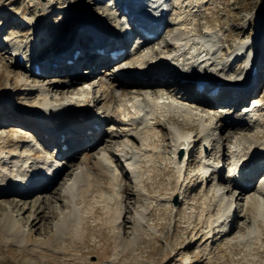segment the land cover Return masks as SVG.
Wrapping results in <instances>:
<instances>
[{
	"label": "rangeland",
	"instance_id": "obj_1",
	"mask_svg": "<svg viewBox=\"0 0 264 264\" xmlns=\"http://www.w3.org/2000/svg\"><path fill=\"white\" fill-rule=\"evenodd\" d=\"M64 1L0 0V102L5 103L9 109L8 112L11 114H15L21 108L37 107L40 99L47 100V103L54 107H63L67 100L74 102L75 97L83 95L90 97L94 102L92 113L99 115L98 113L103 109L100 107L101 104L97 103L100 99L99 93L101 90L97 86V78L86 75L85 78L80 77V80H71L68 71L61 77L60 70L58 71L57 67L53 73L36 75L38 77L36 78L31 75L29 69H25L27 67L25 62L17 65L12 64L13 59L11 60V56L3 53V51L8 50L6 42H16L23 50L31 48V34L38 25L35 22L37 19L38 26L43 29V34H46L45 38L51 41L47 46L55 48V40L64 34L67 29H70L73 21L75 23L74 13L76 8L80 6L86 8L85 13L87 12V14L90 8V15L96 13L98 17H95L98 20L104 19L105 16L107 24H117L120 21L116 19L112 11H107V5L103 2L91 3L92 0ZM198 1L199 4L197 5ZM101 10H106L108 15L106 11L101 13ZM168 10L169 18H173L177 12L186 14L189 38L196 42L197 47L200 46L199 39L203 38L207 31L209 32V36L206 38L213 51L209 56L210 60H212L215 67L216 64L226 63L222 72L227 75L236 74L238 66L232 63L231 60L242 46H247L248 52L252 53V57L258 59L262 56L259 51L264 46V0H170ZM81 22L84 24L89 23L85 20ZM178 27L179 24H170L167 32L160 35L157 43H154L153 48H158V50L153 52L152 48L146 49L148 51L152 50L149 55L153 57L157 54L167 55L169 52L171 53L170 47L168 50L161 47V41L167 33L172 34L174 31H178ZM62 46L63 44L57 50L61 49ZM43 54L44 48L38 51L39 56ZM185 56V60L179 59L177 61L178 66H186V61L192 60L189 52H186ZM25 57L30 56L25 54ZM173 62H176V60H173ZM98 73L99 76L104 75L110 80L112 78V74L107 68L101 69ZM23 77H25V83L28 84V89H24L25 86L21 85L20 80ZM62 81H75L76 83H71L72 87L65 89L63 87L65 83ZM133 88H141L143 93L140 96L149 101L169 99L178 104H181L182 101L184 106H181L182 109L179 110H189L188 112L192 114L189 116L172 114L168 113L165 108H160L155 112L154 117L151 119L154 132L152 139L148 140L147 138L142 142L146 143L148 141L150 144L148 148H152L150 167L141 166L138 178H135L126 163H122V166L119 165L120 183L125 187L128 197L119 206H117V203H113V200L111 202L107 200L104 204L105 208L101 201L102 198L96 194L91 206L84 208L78 200L79 195H76L73 199L72 197L64 198L58 194L59 187L72 172L82 171L87 173L88 177L94 174L95 177L93 178L101 180L96 170L91 171L89 167L95 162L97 155L101 156L105 152V155L109 156L107 155L109 150H114L116 143L124 142L134 151L140 147V140L134 134L124 136L123 127L115 123L114 117L113 120L107 118L113 115L112 112L105 113L103 111L99 115V118L104 120L102 130H100V133L98 132V137L96 136L99 147L95 149L94 147L91 149L87 147L85 149V154L89 150L91 153L88 160L84 161L85 154L83 151L76 160L70 162L63 160L66 163V170L60 176V181L52 190V193L45 195L46 193L42 194L39 190H34L32 194L30 193L31 195L22 196L15 194V190L12 188L6 193L0 191V217L4 213H9L24 232L23 234L29 236L28 240L32 243H26L25 245L10 239L3 242L0 238V264H244V257L249 258L250 256H244L242 245H238L236 242L240 240L242 243L243 240L247 239L245 237L253 235L255 236L252 239L254 249L251 256L255 258V264H264V217L254 219L257 215L256 208L251 204H246L248 193H253L252 195L257 193L260 188L259 185H256L250 191L239 194L236 198L231 196L234 193L231 190L225 193L220 188L224 199L235 203L236 210L231 220L234 229L229 237H223L222 235L219 238L217 234H220V229L218 228L215 231H218V233L212 235L211 239L204 236L198 238V234H204V231H206V221L210 215L216 217L219 214L216 197L212 195V190H207L202 194L199 192L198 182L201 178L196 153L198 146L195 147L196 154L191 157L190 166L186 169L188 173L185 174L184 172V175H186L183 177L184 189L181 193L177 192L176 189V171L170 163L172 132L195 131L202 133L200 126L203 120L209 125L205 129L207 131L213 124L214 117H218L215 110L199 113L197 110L198 100H186V96L183 95V91L186 89H182L178 93L179 89L173 84L153 87L132 85L128 88V92H123L121 97L116 99L113 106L130 104ZM72 89L74 90L72 91ZM129 89L132 90L129 92ZM258 100L264 102V79L253 96L250 97L249 105ZM255 112L259 111L255 110ZM173 115L176 117H173ZM234 116H240V113L238 112ZM9 118L11 117L7 115V120H0V137L4 139L19 138L25 140V142L29 141L31 144H39L32 136L31 131L17 125L14 119L8 121ZM247 120L248 125L223 128L220 134L224 150L220 153L212 150L211 153L217 158L218 156L222 159L230 157L228 146L230 141L237 137H242L248 144L252 142L250 138L264 142V115L261 119L247 116ZM112 127L114 128L111 129ZM139 128H141V125H137L136 128H133V131L139 132ZM108 133L113 135H108ZM210 137L214 140L213 144L216 148L219 136L210 135ZM67 141L70 144L69 140ZM0 150L4 151V156L0 157V178L2 174L8 175L9 173L11 176L14 174L18 176L13 177L14 181L19 180L20 177H24L26 180V177L22 176L24 174L22 169L18 166L24 158L25 147L17 149L14 145L0 143ZM243 150L247 151L246 148ZM8 152L13 155L10 156L7 154ZM15 155H21L17 165H14L16 164ZM110 161H112V158ZM37 164L31 162L30 165L34 167ZM21 173L23 174L21 175ZM196 173L198 174L197 179L193 177ZM22 184L24 185L21 186L26 188L24 181ZM136 187H138L140 195H136ZM49 202L52 203L51 206L47 205ZM108 209H112V211L117 209L119 215L124 216L123 222L120 223L118 219L109 221L105 212L106 210L109 211ZM207 209L210 210V215L207 213ZM73 211H76L79 215L75 237L73 236V239L70 240L68 239L69 235H62L61 240L49 242L53 234L52 226ZM37 215L41 217L38 218ZM229 219L231 218L229 217ZM248 229H250L249 232L255 231L256 233L247 234ZM136 232L139 234V239L132 250L129 252L119 251L118 256L115 257L114 247L117 241L120 239L129 240L134 237ZM210 240L211 242H209ZM79 251L82 252V255Z\"/></svg>",
	"mask_w": 264,
	"mask_h": 264
},
{
	"label": "bare ground",
	"instance_id": "obj_2",
	"mask_svg": "<svg viewBox=\"0 0 264 264\" xmlns=\"http://www.w3.org/2000/svg\"><path fill=\"white\" fill-rule=\"evenodd\" d=\"M176 4L178 5V3H176ZM198 4H199V1L197 2V5ZM85 10H86V8H84L83 6L76 8L75 13H74L75 18H76L75 23H73L74 22L73 21L71 26H70L69 31H67V33L69 32L68 34H70L71 36H69L67 38L68 34L65 32L64 34H62L60 37H58L55 40L56 46L58 43H60V45L63 44L62 47L67 48L69 46V44L71 43V39H73V38L77 42L79 40H82V42L87 41L85 39V37L83 36L85 33L84 25L87 23L84 24L81 21H84V20L88 21L90 24L89 26L94 25V26L98 27V24L100 23L101 19L98 20L95 17V16H97L96 13L94 15H90V11H91L90 8H89L88 14H87V12L85 13ZM71 13H70V15H71ZM78 19H80V20H78ZM187 20H188V18L186 16V14H183L182 12H177L173 18H169L170 23L179 24V27L177 28L178 31H174V33L171 35L172 36L171 40L173 43V45L171 47L172 52H173L172 55L177 56V55L181 54L180 57L183 59L185 53L189 52L192 56L191 57L192 62H190V64H189L190 66H193L192 63L207 62L210 57H208L206 55H210V51H211V47L208 45V42H207L208 39L206 38L207 36H209V32L207 31L206 32L207 34L205 33L204 37L199 39L198 43H200V46L197 47L196 42L192 41L189 38V34H188L189 30H188ZM35 22H37L39 25L38 19L35 20ZM76 22H78V23H76ZM38 25L33 30V32H32L33 34H31L32 35L31 36L32 43H34L35 47H41L43 44L51 43V41L47 40L46 38L45 39L39 38L40 34L44 35L45 33L43 34V29H40V26H38ZM92 28H93V26L91 27V29ZM65 38L67 40L62 41ZM33 40H35V42H33ZM63 42H65V43H63ZM6 43L8 46V48H7L8 50L5 52L3 51V53L9 54V56H11V60L13 59L11 62L15 63V54L19 49L21 50V47L16 42H6ZM79 45L81 48L80 49L81 55L77 56L74 60H72V62H71L72 64H75V63L79 64V63H82L84 61V59L82 57V54L84 53V51H83V45L84 44H79ZM262 48L263 49L261 51H263V53H264V46ZM150 51H152V50L148 51L145 49L143 51H140V55L137 56L140 58V59H138L137 64L139 66L145 64V65H148L149 67H153L151 69V71H149L150 75L153 73L157 76H161L162 74H166L165 72H162L161 69H159L157 67L158 66L157 63L158 64H164L166 61L170 62V60H175V59L173 57L171 58L170 55H162V54H159L158 58L156 56L152 57V55H149ZM202 51L205 52L204 55H202V53H203ZM153 52H155V51L153 50ZM48 54L45 53L42 56L38 57L39 59H42V60H40L39 66L43 72L53 73L54 71H56V67L58 68L57 69L58 71L60 70V72H64L65 70L66 71L68 70V67H71L70 65L68 66L67 64L62 63L63 60H59L58 62L55 61V59H57L58 56L57 57L56 56L55 57L54 56L49 57ZM23 56H24V54H23ZM148 56H149V60H146L145 58ZM203 56H205V57H203ZM62 58H65L64 54L62 55ZM145 60H146V62H145ZM153 63H155V64H153ZM52 64H53V66H52ZM202 64H204V63H202ZM155 65H157V66H155ZM167 66H169L168 62H167ZM223 68H224V66H222V68L217 69V70L214 68L215 70H212L210 72V74H213L216 77H219V76L223 77V75L220 74V71L224 70ZM257 68H258L259 73L262 74L263 71L260 70V65ZM86 69L88 70V67H86L85 70ZM204 70H207V69H204ZM75 73L77 74V72H75ZM31 75H33V74H31ZM36 75L37 74H34V77H36ZM80 77H78L76 80H78ZM24 78L25 77H23L22 80H20L21 85L25 86L24 89H28L29 88L28 84L25 83L26 81ZM36 78H38V77H36ZM95 78H97V81H98L97 86H99L101 88L100 93H99L100 99L97 103L101 104L100 107L104 109L105 113L112 112L113 115H110L107 118L113 120V117H114L115 123L117 125H119L120 127H123L122 130L124 131V136H132L134 134V136L140 140V143H139L140 147L138 148V150L133 151L128 144H126L124 142H118V143H116L114 150H112V149L109 150V153L107 154L109 156H106L105 152H103L104 154H101V156L97 155L99 157L96 156V159L94 162L95 165L93 163L92 166L89 167V170H91V171L96 170L97 175H99V178H101V180L100 179L96 180L95 178H93V177H95L94 174L92 176L88 177L87 173H84L82 171L74 172V173L72 172V174H70L66 178L67 180H71V181H70L69 185L67 184L68 185L67 186V192L69 195H67L64 198L72 197L74 199V197L76 195H79L78 200L80 203H82L84 208L87 206H91V202L93 201V198L96 194L99 195L98 197L102 198L101 201L103 202V206L107 202V200H108V202L109 201L111 202L113 200V203H117V206H119L120 203H123V201H125L127 195H126L125 187L120 183V177H119V172H118V170L120 169L119 165L121 164V166H122V163H126L129 166L131 174L135 178H138V175L140 173L139 170L141 169V166L144 165L146 167H150V162L152 160V156H151L152 155V151H151L152 148L151 149L148 148L150 146L148 141H146L147 144L142 143V142H143V140L144 141L147 140V138H148V140L152 139L154 132H153V125L151 124V119L154 117V114L158 109L165 108V110L167 112L168 111H173L175 113L180 112V113L184 114V116H186V115L189 116L190 114H192V113L188 112L189 110L188 111L179 110V109H181L180 105L173 103V102L169 103V102H166L165 100H154V101H149L146 99L140 100V97H138V96L143 93V90L142 89L139 90L137 88H135V90L140 91V94L137 96L134 94V93H136V91L133 92V95H131V97H130V100H131L130 104H122V105H118V106L114 107L113 104L116 101V99L120 98L121 94L123 92L127 91L126 86L119 84L118 80L116 79V75H114V77L112 76L111 80H110V78H107L104 75L99 76V74L96 75ZM224 78H225V76H224ZM224 81H226V79H224ZM251 81L252 80H250L248 83H246L244 85L243 90L241 88L242 92L240 91V94L244 93V95H243L244 97L242 96L243 101L245 99H247V98H245L249 94L248 90H247V84L251 85V83H250ZM169 82H170L169 80H162L160 82H158V81L148 82V84H149L148 87L176 83L175 81H173V83H169ZM67 84L68 83H65V85H63V87L65 89H69L70 87H72L71 83L69 85H67ZM143 85H146V84H143ZM230 85H233L232 82L230 83ZM176 86H180V85H176ZM189 87H191V86H189ZM189 87L184 86V88H186V89H188ZM232 88H233V91H235L234 90L235 87L233 86ZM73 90L74 89H72V91ZM249 97H251V96H249ZM227 98H228L227 100H230V98H232L230 100V102H233L236 100L237 97H227ZM73 100H75V101L73 102L71 100V102H70V100L69 101L67 100V103H64L63 107H54L52 105H48L47 100L40 99V101L37 103L38 104L37 107H34V108L29 107L30 109L29 108H24V109L21 108L15 113L16 115L8 112L9 109L6 107L5 103L0 102V109H1L0 110V120L1 121L3 119L7 120V115H8L11 117V118H9L10 120H8V121H11V120L13 121V119H14L17 122V125L18 124L22 125L24 123L23 121H25V125L26 124L30 125L33 122V120H35L39 115H41V112L39 111V109H43L46 111L50 110L48 113L50 116V119L52 117L58 118V120H61L63 118V120H65V121L63 122L62 126H59V131H57L55 133H50V132L43 133L42 134L43 136L41 137V139L44 142L51 140L53 138V136L56 137L57 133L63 132V134L65 133L64 134L65 144H67V142H68L67 140L71 139V136H74V138L77 137L79 139L82 138V139H86L89 141L95 140L96 142H94V146H93L95 149V148L99 147V145H97L99 143H98V140H96V136L98 137L97 134H98V132L99 133L101 132L100 131L101 129H99L98 131L92 132L89 136L80 135V134L75 133V128H77L79 126L76 124H74V126H73L74 122H72V120H70L71 116L74 115V113L76 112L72 109H76V107H80V106L81 107L87 106V108H88L91 106L90 104H92V103L94 104V102H92V99H90V97H88V96L85 97L84 95L75 97ZM211 100H212V102H216L217 99H216V97H213ZM162 101H164V102H162ZM253 102H255V103L248 106L247 112L245 114H242L241 116L225 115L224 117H229L228 120H230V121L226 120V118H223V119L217 118L215 123L212 124L211 130H209L210 129V127H209V129H207V131H206L205 129L208 128L209 125L206 124L204 122V120L201 122L202 124L200 126V129L209 135V136L207 135L205 138L206 142L208 141V139H212V137L210 138V135H218L219 141H217L218 145L216 148L213 144L214 140H212L211 148H210V144H207L208 148H210L208 150V152L206 153L207 156H203V157L198 156V162H199L198 167H199L200 178H201V181L199 184H201V182H202V186H201L199 192H201V194H202V193L206 192L207 190H209V191L212 190L211 191L212 195H214L216 197V205L218 206V213L219 214L216 215V217H212L210 215L211 214L210 210L207 209V213H209V215H210V217L206 221V228L207 229H206V231H204V234L203 233L198 234V238L201 236L202 237L204 236L207 239L208 238L211 239L212 235H214L215 233H218V231L215 232L218 228L220 229V231H222V232H220V234H217L219 236V238H221L222 235H223V237H229L230 234L232 233V230L234 229V226H233V228L231 227V225H232L231 220H232V215L234 214V212L236 210L235 205H234L235 203H231L230 200H225L224 196L222 195L223 193L221 194V192H220V188H222L221 189L222 191H224L225 193H228L230 188L227 186V184L223 181H220L219 178H214V177H211V175H210L211 170L216 169L218 167L217 163L213 161V159L215 160L217 157L215 155H213L211 153V151L215 150V151H218L220 153L224 150V145H223V142L221 141L222 136L220 134V131L223 128L226 129L227 126L229 128V127H234L237 125H239V126L240 125H248V120L246 121L247 116H250V118L252 117L254 119L255 118L261 119L262 115H264V110H263L264 109L263 108L264 102H261L260 100L253 101ZM145 108H148V112H144ZM82 109L85 110L84 107ZM28 110L30 111V113H28L29 112ZM255 110H258L260 113L259 112L256 113ZM32 113H37V114L33 115ZM26 117H28V118L26 119ZM64 118H66V119H64ZM219 121H221V122L218 123ZM99 122H100V124H102L104 122V120L102 119ZM157 123H158V121H157ZM199 124H200V122H199ZM133 125H141V128H139L140 129L139 132L133 131ZM113 128L114 127H112L111 129H113ZM66 131H71V133L66 132ZM105 132H107V131H105ZM126 132H128V133H126ZM68 133L70 135L71 134H73V135H71L70 137H66V135ZM83 134H84V132H83ZM191 134H192V131H187L185 133L184 132H181V133L173 132L172 136H171V141L174 142L177 137H189V138H191L190 137ZM108 135L112 136L113 134L108 133ZM0 138H1L0 143H5L8 145H14L15 148H17V149H19L20 147H23V146L25 147L24 158H23V160H21V163H19L18 166L22 169V172L24 174L21 173V175L23 174L22 176H25L26 180L24 179V177L23 178L20 177V179L17 180L18 181L17 182V181L13 180V177L16 176L15 174L11 176V175H9V173H8V175L4 173L1 175V178H0V191H2V192L6 193V191H8V190H10V188H12L13 190H16V192L18 193L19 189L21 188V185H24V184H22L23 181L26 184L25 185L26 188L31 189L32 187H35V185L37 183H39V180H37V179L34 180V177L38 175V177L40 178L42 171H45V172H47V171H54V172L62 171L63 172L66 170V167L64 168L62 163L59 161L58 162L55 161V164L54 163L49 164L50 159L54 155L49 154L45 151H42V149L36 143L31 144V143H29V141L25 142V140H22L19 138L18 139H16V138L15 139H11V138L4 139L3 137H0ZM250 140H252V142H256L258 144L252 143V142H250L248 144V143H246V141L242 137H237L235 139H232L230 141V145L228 146L230 149V155H231L233 161H232V164L227 165V170L223 169V174L225 173L223 178H227V173L230 174L231 181H233L234 185H237L236 188H239L238 186H244V183L249 179L248 177H245L248 173V168L246 165H244V166L241 165V160L250 159V157L252 156L254 158L253 160L255 161V159L259 160L261 157L264 156V142H259L254 138H250ZM69 142H71V141H69ZM73 142L75 145L76 141H72L71 143H73ZM61 143H64V139L61 142L56 143L55 146H59ZM88 145H90V144H88ZM84 146H83V148H84L83 153L85 154L84 151H85V149H87V143ZM245 148L247 150L246 152L243 150ZM89 149H91V148H89ZM67 150H68V147L66 149H63L62 151L65 152ZM171 152H172V158H173V151H171ZM7 154H9L10 156L13 155V154H10L9 152ZM1 156H4L3 150H0V157ZM20 156L15 157V163L16 164H14V165H17V162L20 161V159H19ZM84 156H85V160L83 158H82V160H84V161L88 160L91 157L90 150ZM111 158H112V161H110ZM129 158H132V161H127ZM218 158H219V156H218ZM31 162H34V163L36 162L39 165L37 164L33 167L30 165ZM170 163H173L175 166V171H176L175 179H176V186H177L176 189H177V192L181 193L182 190L184 189V184H185L184 180H183V173L185 171V168L180 162H177L174 159H172V162H170ZM77 164H78V162H77ZM77 164L75 163V165H77ZM74 168H76V167H74ZM86 168L88 169V167H86ZM54 172H51V173H54ZM121 175H122V173H121ZM16 177H18V176H16ZM193 177L197 179L198 174L196 173L195 176L193 175ZM98 181H100V182H98ZM258 185L260 188L257 191V193H255L254 195H252L253 193L252 194L248 193V195H247L248 197L246 198V204L247 205L251 204L254 208H256L255 210H257V215H256V218H254V219L264 217V181H263V183L260 182ZM55 187H52L49 192H45L46 193L45 195L52 193V190H54ZM252 188H254V186H251L247 189H242L241 192L237 193L236 197H238L239 194L250 191ZM35 189H36V187H35ZM35 189H33L31 191V194L34 192ZM25 191L26 190H24L23 194L25 193ZM65 191H66V189H65ZM135 192H136V195H140V191H139L138 187L135 188ZM41 193L44 194L43 192H41ZM31 194H29V195H31ZM59 196H60V194H59ZM231 196H234V193ZM47 205L51 206L52 203L49 202ZM105 212H106V218H108L109 221L118 219V220H120L119 222L121 223V222H123L122 220H124V216L123 217L120 216L119 215L120 213H118L117 209H113V211H112V209L109 211L106 210ZM37 217L40 218L41 216L37 215ZM229 217L231 219H229ZM78 221H79V215L77 214L76 211L75 212L73 211L71 214H69L65 218L62 217L59 222H56L52 226L53 227L52 228L53 234H52V237H51L49 242L52 243L56 240H59V239L61 240L62 235H65V236L69 235V237L67 236L68 239H70V240L73 239V236L75 237L74 234L76 233L77 228H78V224H79ZM254 221H256V220H254ZM229 227H231V229ZM120 229H122V228H120ZM228 229H229V232L226 233L228 231ZM249 231H250V229H248L247 234L253 232V231H251V232H249ZM23 233L24 232L19 228V226L12 219V216L9 213H4L0 217V238L3 240V242L10 239V240H13L14 242L19 241L20 244H23V243L25 245H26V243L32 244L28 240L29 236L28 235L25 236L26 234H23ZM253 233L255 234L256 232L254 231ZM254 237H255L254 235L248 236V237H245L247 239L243 240L242 243L240 240H238L236 242L238 245H242V249L244 250V253H245V254L243 253L244 256H248V255L250 256L249 258L244 257V264H255L254 263L255 258L251 256V253H253L252 251L254 249L252 246V244H253L252 239ZM138 239H139V234H138V232H136L134 237L129 239V240H125V239L118 240L117 243L115 244V247H114L115 248L114 256L115 257L118 256L119 251L129 252L130 250H132V248L134 247V245ZM209 242H211V240ZM257 247H259V246H257ZM79 253L82 255L81 251H79Z\"/></svg>",
	"mask_w": 264,
	"mask_h": 264
}]
</instances>
